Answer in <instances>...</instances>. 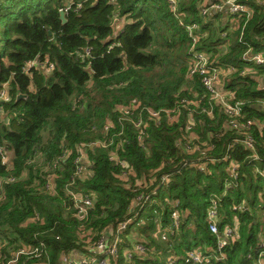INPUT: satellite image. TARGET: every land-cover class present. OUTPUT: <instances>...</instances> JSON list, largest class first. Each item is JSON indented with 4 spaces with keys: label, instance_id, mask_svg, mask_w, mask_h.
Returning <instances> with one entry per match:
<instances>
[{
    "label": "trees",
    "instance_id": "1",
    "mask_svg": "<svg viewBox=\"0 0 264 264\" xmlns=\"http://www.w3.org/2000/svg\"><path fill=\"white\" fill-rule=\"evenodd\" d=\"M68 1L0 0V89L7 83L11 96L10 101L0 102L9 119V122L0 120V146L14 152L13 170H8L0 155V194L4 191L0 201V239L4 241H0V264H7L13 253L9 247L16 240H23L33 247L44 241L49 264H59L64 252L94 253L82 244L77 233L80 223L73 211L67 213L62 207L61 199L71 205L64 183L72 172L75 155L71 156L58 179V195H51L37 188L36 180L41 179L39 168L34 166L37 163L27 164L36 153L41 152L45 161H49L59 155L63 147L75 148L80 142L95 139L102 134L101 127L107 117L113 115L114 107L128 103L132 98L162 109L173 107L181 97L193 99L191 88L197 91L198 98L205 94L198 76L189 82L186 78L190 38L168 0H73L74 4L66 13L67 21L63 22L60 9ZM200 1L179 0V11L185 14L186 22L202 23ZM247 1L255 12L244 29L246 44L240 42L238 28L236 43L217 57L222 63L238 67L251 65L245 58L248 47L253 53L264 52V4L258 0ZM117 17L124 18L125 23L115 35L111 25ZM220 40L217 34L211 33L201 39L198 47L214 54L211 49ZM153 42H159L163 50L151 51ZM87 47L91 48L90 56L84 57ZM169 48L173 54L166 52ZM180 52L185 53V61L177 57ZM174 54L173 62L180 68L172 71L173 78H168L157 69L166 71L169 58ZM35 59H49L55 64L54 70L50 74L36 68L30 73L25 72L24 66ZM226 81V88L235 91L238 99L246 101L245 114L264 120V108H259V104L256 106L258 100L264 101V90L257 88L255 79L236 73ZM90 83L95 86L93 89L89 88ZM18 94L27 96L17 99ZM202 102L208 101L205 98ZM215 115L212 119L206 114L195 119L197 130L204 138H208L210 132L214 133L210 139L216 149L211 153L221 155L232 136L230 132L221 137L216 135L222 129L224 114L217 109ZM186 120L185 113L181 123ZM127 132L128 142L119 149V157L134 167L137 177L146 176L156 168H162L159 174H174L168 186L161 188L159 196L180 199L181 208L190 213L175 237L179 239L172 246L180 256L175 264H190L185 260L188 251L216 243V236L209 231L204 217L211 193L221 191L224 179L229 176L228 162L211 164L210 173L188 166L178 173L180 165L189 159L176 144L179 124H170L164 118L161 124L151 125L146 138L148 150L139 144L133 127ZM255 133L260 143L259 153L264 157V127L261 133L258 130ZM248 154L241 146L234 152L241 165L240 180L245 187L235 198L251 197L249 199H254L255 204L263 181L256 178ZM90 157L92 175L80 178L78 184L83 189L97 192L88 221L97 232L92 241H97L120 221L134 216L129 229L137 227L139 234L150 240L157 222L164 225L168 222V203L133 206L136 193L117 177L122 166L110 159L109 150L97 147L90 151ZM260 163L264 166V160ZM25 169L26 177L22 176ZM9 174L22 177L1 185L2 178ZM231 202L230 197L223 202L226 220L233 214L229 209ZM36 213L41 220L32 221ZM239 215L240 239L227 249L226 263L219 264H254L246 254L254 253L261 236L260 223L250 213ZM139 255L135 254L134 264H168L157 256L146 254L139 259ZM46 258L45 255L39 258L25 255L16 264H34L44 262ZM117 264H126L124 254Z\"/></svg>",
    "mask_w": 264,
    "mask_h": 264
},
{
    "label": "built area",
    "instance_id": "2",
    "mask_svg": "<svg viewBox=\"0 0 264 264\" xmlns=\"http://www.w3.org/2000/svg\"><path fill=\"white\" fill-rule=\"evenodd\" d=\"M168 1L179 24L185 29L190 38L189 68L186 78L189 82L190 80L194 81L195 77L198 76L205 88V94L198 98L199 94L197 91L191 88V93L195 96L193 99L181 97L173 107L162 109H155L150 105L143 104L137 98H132L128 103L114 107L113 115L107 117L101 127L102 134L100 136L93 140L80 142L75 148L63 147L62 152L49 161H45L43 154L38 152L27 161V164L37 163L34 166L39 168V176L41 177V179L36 180L37 188L41 192L56 195L61 172L67 167L71 156L75 155L72 172L69 179L64 183V191L71 202L69 208L73 209L74 217L77 218L82 227H86L90 212L95 207L97 192L83 189L78 184V181L80 178H87L92 175L91 167L93 161L90 157V151L97 147L109 150L110 159L115 164L122 166V171L117 177L125 187L136 193L135 201L137 205L140 204L143 207L148 204H156L160 189L168 186L174 174L168 172L159 174L162 168H157L147 178H137L134 167L127 160L119 157V149L128 142L127 131L129 127L134 128V134L139 144L148 150L146 138L151 125L161 124L164 118L170 124L177 123L180 125V133L176 144L189 156V159H185L180 165V169L177 170L178 173L181 172L182 167L187 166L197 168L201 172L210 173L211 164L223 161L228 162L226 168L229 173V176L223 181L221 191L211 193L204 217L209 231L216 236V243L198 246L188 251L185 260L190 264L226 263L228 258L227 249L240 239L241 220L239 214L250 213L253 215L256 213L260 223L263 225V233L257 241L254 253L253 251L247 252L246 257L252 260L254 264H264V166L260 163L264 160V157L259 153L260 143L255 133V130H258L259 133L262 132L264 120L257 116H247L243 109L246 101L238 99L235 91L224 88L225 81L236 73H240L241 76H250L256 73V66H261L264 71V52L253 53L251 48L248 47L245 52V58L251 65L246 64L238 67L233 64L220 62L214 54L198 47L204 37L200 33L201 24L185 21V14L179 11V0ZM73 4V0H69L60 11L63 10L67 13ZM79 6L80 4H78ZM223 7L228 9L232 15L242 18L243 23L239 25V40L246 44L243 41L244 29L247 22L254 15V7L247 0H222V2L201 6V16L204 17L211 10H221ZM223 36L226 38L227 34L224 33ZM90 52L91 48L87 47L86 54L83 56H90ZM32 68L40 69L50 74L54 70L55 64L49 59H35L29 61L23 69L25 72L30 73ZM260 89L264 90V77L263 85ZM205 98L208 102H202ZM10 100L11 96L8 93L6 84H3L0 89V102H8ZM258 104L259 108H264V101L257 102L256 106ZM217 109L224 114V120L222 129L216 135L221 137L226 132H230L232 136L221 155L211 153L212 150L216 149L215 144L210 139L214 133L210 132L209 137L204 138L197 130V121L195 119L198 115L203 114L212 119L216 116L215 112ZM2 110L3 107L0 106V111ZM185 113L187 120L181 123ZM93 130H96V128L93 127ZM113 146H116V148H113ZM238 146L248 150L249 164L252 165L256 178H260L263 181V187L257 194L256 207L244 197L239 200L235 198L238 191L245 190L244 183L240 180L241 165L234 156ZM10 153H13L14 158L12 150L0 146V155L3 162L7 165L8 170H13V159L10 162ZM26 173L27 169L23 171L22 176ZM22 176L6 175L2 178L1 185L5 182L18 181ZM132 177H135V180H132ZM152 185L154 187L150 188ZM2 192L0 201L4 198V191ZM226 197H230L232 200L229 209L234 216L230 220H226L227 215L224 214L223 210V202ZM165 202L170 206V223L159 226L154 237L165 243L166 248H170L173 239L180 232L181 225L190 213L181 208V201L178 198H167ZM135 218L136 216L124 219L115 228L108 229L97 241L91 240V245L87 248L93 250V254L79 257L74 252H64L59 264H111V259L117 262L120 257L123 235L129 230V226L134 222ZM31 220H41V216L36 213ZM189 225L193 226V223ZM85 242L89 244L88 239ZM46 249L47 246L44 241H40L39 246L36 247L19 248L11 254L7 264H16L25 255L35 258L45 255L47 258L44 262L34 264H49L50 257ZM155 251V248L150 243L137 241L134 246L127 248L125 253H123L125 263L134 264L136 253L140 254L138 257L141 259V253L149 254ZM178 259L179 256L172 253L168 256L167 262L168 264H175Z\"/></svg>",
    "mask_w": 264,
    "mask_h": 264
},
{
    "label": "crops",
    "instance_id": "3",
    "mask_svg": "<svg viewBox=\"0 0 264 264\" xmlns=\"http://www.w3.org/2000/svg\"><path fill=\"white\" fill-rule=\"evenodd\" d=\"M222 0H202L201 2V6L203 5H211L212 3L215 2H219ZM261 4H264V0H258ZM116 19V18H115ZM114 19V20H115ZM118 21L116 23L115 29H114V34L116 35V33L120 32L122 30V28L124 27V23H125V19H119L117 17ZM240 17L236 16V15H232L228 9H226L225 7H223L221 10H211L206 16L202 17V23H201V28H200V33L203 34L204 38L208 37L209 34L214 33L218 28H219V32H217V35L219 36V38L221 39L219 42L215 43V45L213 46V48L211 49L214 53V51L216 50L217 55H219L220 53H222V51L227 50L232 44L236 43L237 40V32H238V28L240 25ZM127 22V21H126ZM227 34L226 38L223 36V34ZM226 43V44H225ZM218 57V56H217ZM216 57V58H217ZM256 69V73L251 74V76L255 79V81L257 82V88L260 89L261 86L263 85V77H264V71L263 69H259V68H255ZM225 76V75H224ZM6 84V88H7V83ZM257 102H261V101H257ZM6 114L4 113V111H0V120L4 119V117ZM13 159V153H10V162H12ZM13 164V163H12ZM157 169V168H156ZM154 170L152 172H150L148 175L146 176H142V177H137V178H147L151 173H153ZM154 185H152L150 188H153ZM161 190V189H160ZM169 199L170 197L167 195L165 196V198H161V195L157 197L158 202L155 204H159V202L161 201H166V199ZM245 198V197H244ZM251 199V197H249ZM249 198H246L247 200L250 201V203L254 206L256 205L257 201L255 200V204L253 203V200H250ZM133 206H137L136 201L134 200L133 202ZM71 212L73 211L72 208ZM155 213H159L158 209H155ZM224 214H226L224 212ZM231 218L234 216V214L230 215ZM252 216L256 217V221H259V217L258 215L255 213ZM170 223V217H168V222L166 224ZM260 223V221H259ZM165 224V225H166ZM164 225L162 224L160 221L157 222L156 224V229L155 231H153L152 233V237L151 239H146L144 236H142L141 234H139L137 227H132L130 228L124 235L122 238V243H121V247L123 245H125L122 249V253H125L126 249L129 247L134 246V244L137 241H150L151 245L155 248V252L149 253V255L152 256H157L160 257L161 259H163L164 261L167 262V258L170 254H175V250L172 249V246L175 244L176 240L179 238H174L173 242H172V246L170 248H166V244L161 242L158 238L154 237L157 229L159 226ZM261 227V231L260 233H263V225L260 223L259 224ZM193 228V227H190ZM108 230V229H107ZM106 230V231H107ZM240 236H241V221H240ZM153 240V241H152ZM83 242V241H81ZM158 245V247L156 246V244ZM85 245L87 246V244L85 243ZM207 246V245H204ZM77 256L82 257L83 255H80L77 252H74ZM147 253H141L142 256L146 255ZM175 255H178L177 253ZM180 258V256H179ZM168 263V262H167ZM111 264H117V262H115L114 259H111Z\"/></svg>",
    "mask_w": 264,
    "mask_h": 264
},
{
    "label": "rangeland",
    "instance_id": "4",
    "mask_svg": "<svg viewBox=\"0 0 264 264\" xmlns=\"http://www.w3.org/2000/svg\"><path fill=\"white\" fill-rule=\"evenodd\" d=\"M119 18V17H118ZM122 19V18H121ZM240 22H241V20H240ZM217 32H219V28L214 32L215 34H217ZM239 32V31H238ZM160 43L159 42H153V44H152V46H151V48H150V50L151 51H153V50H161L162 49V47H160ZM168 47H165V49H167ZM163 50V49H162ZM167 53H169V54H173V50L172 49H170L169 48V51H166ZM215 53H217V52H214V56H218L217 54H215ZM180 56V58H181V60L182 61H185V58H184V56H185V53L184 52H180V53H178L177 54V57H179ZM175 59V54L173 55V56H171V58H169V62H170V64H168V67L166 68V71H164V69H160V68H158L157 70H161V75H165V76H167L168 78H173V70L174 71H178L179 70V68H180V65H175V63L173 62V60ZM182 65H186V64H184V63H182ZM147 75H149L150 76V73L149 72H147ZM229 81V80H228ZM228 81H226V82H228ZM226 82H225V84H224V87H225V89H227L226 88ZM89 85H91V83L89 84ZM95 86L94 85H91L89 88H94ZM80 97H82V96H80ZM7 115V114H6ZM5 115V116H6ZM3 121H5V122H9V119L8 118H6V117H4V119H3ZM63 143V142H62ZM27 176V174H25V176L24 177H26ZM56 195H58V194H56ZM61 199V198H60ZM63 202H62V207H63V210H67V213H71V209L69 208V204L67 203V201L65 200L64 201V199H61ZM42 222V221H41ZM23 225V224H22ZM77 233L79 234V237H80V240L81 241H83V245H85V240H89V244L88 243H86V244H88L86 247H90V243H91V240H93L94 239V237H95V235L97 234V232H96V230L90 225V224H88L86 227H82L80 224L78 225V228H77ZM0 241L3 243L4 241H3V239L1 240L0 239ZM6 241H7V243H9V240L8 239H6ZM25 241H23V240H16L15 242H14V244H11L10 245V247H9V249H13V250H10L11 251V253L12 252H16L19 248H30L31 247V245L30 244H28V243H24ZM123 256V254L122 253H120V258Z\"/></svg>",
    "mask_w": 264,
    "mask_h": 264
},
{
    "label": "water",
    "instance_id": "5",
    "mask_svg": "<svg viewBox=\"0 0 264 264\" xmlns=\"http://www.w3.org/2000/svg\"><path fill=\"white\" fill-rule=\"evenodd\" d=\"M60 18L63 22H66L67 21V18H66V12L65 11H60ZM118 19L116 18L113 23H112V28L115 29V26H116V23H117ZM27 95L25 94H18V98L17 99H20L21 97H26Z\"/></svg>",
    "mask_w": 264,
    "mask_h": 264
}]
</instances>
